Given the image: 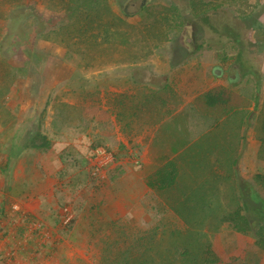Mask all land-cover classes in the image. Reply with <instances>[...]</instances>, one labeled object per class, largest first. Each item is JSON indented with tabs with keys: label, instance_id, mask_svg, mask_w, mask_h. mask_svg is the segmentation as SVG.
Returning a JSON list of instances; mask_svg holds the SVG:
<instances>
[{
	"label": "rangeland",
	"instance_id": "obj_1",
	"mask_svg": "<svg viewBox=\"0 0 264 264\" xmlns=\"http://www.w3.org/2000/svg\"><path fill=\"white\" fill-rule=\"evenodd\" d=\"M195 16L216 32L197 21L191 43ZM0 46V264H200L207 243L264 264L220 221L239 203L235 159L264 198V0H0ZM215 89L227 104L204 103ZM36 131L50 145L23 148ZM96 147L115 160L103 178ZM166 161L176 183L154 190Z\"/></svg>",
	"mask_w": 264,
	"mask_h": 264
},
{
	"label": "trees",
	"instance_id": "obj_2",
	"mask_svg": "<svg viewBox=\"0 0 264 264\" xmlns=\"http://www.w3.org/2000/svg\"><path fill=\"white\" fill-rule=\"evenodd\" d=\"M187 9V4L183 7ZM126 17H129L125 9L122 10ZM194 19H188L186 22L185 31L190 34L191 43H193L195 37L194 31L197 30L199 22H203L216 32L214 25L210 22L208 17L195 16ZM197 21L198 24H197ZM196 22V23H195ZM197 24V25H196ZM220 37L228 40L240 43V34L236 33L234 29L226 22L221 24ZM193 40V41H192ZM196 40H200L196 38ZM1 51V46H0ZM240 69L242 75L251 74L255 80V96L254 101L257 103L259 98V91L261 86V78L258 71L247 66L242 57L239 58ZM228 93L225 89H215L207 91L203 94L204 103L209 106L225 105L228 103ZM44 111L39 115V120L43 117ZM262 131H264V120L262 122ZM243 137L242 139H244ZM50 145L47 136L36 131L28 140L24 143L25 149H45ZM232 173L234 182L237 188L238 206L228 213L223 214L220 217L222 223L229 224L233 227L234 231L238 234V240L241 241L243 237H249L253 240L256 247L264 252V198L256 191L252 183L247 180L239 171L237 159L232 162ZM177 179V169L172 161H166L163 165L159 166L155 172L148 178L147 185L154 190H166L172 188ZM204 251L201 255L200 264H229L228 256L223 257L222 254L217 252L210 243H207L204 247ZM228 258V259H227Z\"/></svg>",
	"mask_w": 264,
	"mask_h": 264
},
{
	"label": "built area",
	"instance_id": "obj_3",
	"mask_svg": "<svg viewBox=\"0 0 264 264\" xmlns=\"http://www.w3.org/2000/svg\"><path fill=\"white\" fill-rule=\"evenodd\" d=\"M91 174L95 177H104L105 173L114 167L115 160L111 152H108L102 147H96L92 151L91 156ZM12 209L17 210V205L12 204ZM72 220V213L69 208L64 207L62 209V215L60 223L65 226Z\"/></svg>",
	"mask_w": 264,
	"mask_h": 264
},
{
	"label": "crops",
	"instance_id": "obj_4",
	"mask_svg": "<svg viewBox=\"0 0 264 264\" xmlns=\"http://www.w3.org/2000/svg\"><path fill=\"white\" fill-rule=\"evenodd\" d=\"M126 17V16H125ZM130 17V16H129ZM71 19V18H70ZM141 65H143V64H141ZM202 94V93H201ZM24 194V193H23ZM36 194L38 195L37 196V199H34V200H29L28 199V201H27V199L26 200H24V201H22V206H23V209H24V212H29V211H33L34 209H36V208H38L37 210H40V206H41V204H42V196H44V194L45 193H43V192H36Z\"/></svg>",
	"mask_w": 264,
	"mask_h": 264
},
{
	"label": "water",
	"instance_id": "obj_5",
	"mask_svg": "<svg viewBox=\"0 0 264 264\" xmlns=\"http://www.w3.org/2000/svg\"><path fill=\"white\" fill-rule=\"evenodd\" d=\"M221 69H219V68H216V69H214V74H216V75H220L221 74Z\"/></svg>",
	"mask_w": 264,
	"mask_h": 264
}]
</instances>
